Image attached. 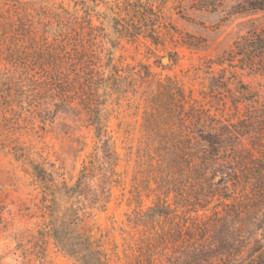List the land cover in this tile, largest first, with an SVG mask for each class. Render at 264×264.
<instances>
[{
    "label": "rangeland",
    "instance_id": "1",
    "mask_svg": "<svg viewBox=\"0 0 264 264\" xmlns=\"http://www.w3.org/2000/svg\"><path fill=\"white\" fill-rule=\"evenodd\" d=\"M256 35L264 10L248 0H0V264H77L52 234L72 205L107 264H174L159 235L203 211L145 216L165 199L151 158L162 136L146 131V117L162 86L176 83L216 117L244 121L243 143L262 145L255 154L264 158ZM48 44L67 52L64 94L38 66ZM112 67L119 86L103 83ZM98 106L108 146L92 124ZM84 166L71 198L66 187Z\"/></svg>",
    "mask_w": 264,
    "mask_h": 264
},
{
    "label": "trees",
    "instance_id": "2",
    "mask_svg": "<svg viewBox=\"0 0 264 264\" xmlns=\"http://www.w3.org/2000/svg\"><path fill=\"white\" fill-rule=\"evenodd\" d=\"M248 5L252 10H264V0H248ZM256 36L264 48V37ZM46 46V54H38V66L47 78L53 76L61 83L64 94L68 86L64 60L67 52L60 49L54 53L50 44ZM53 59H57L55 65ZM111 72L103 83L113 77L119 86L122 78L116 68L112 67ZM95 75L89 79L91 90ZM89 97L93 101L95 94ZM156 99L154 104L158 106L148 113L145 128L162 136L151 158L156 160L152 164L156 190L165 199L150 207L145 216L173 219L180 206L186 213L203 211L193 220L184 214L182 222L159 235L162 250L172 251L165 258L174 264H264V158L255 154L262 145L252 143L247 147L243 143L247 134L241 125L244 121L235 123L216 117L176 83L163 85ZM102 112L99 106L91 112L92 124L108 146ZM89 170L84 166L78 183L66 187L69 197L80 193L81 179ZM79 210L72 205L52 223L56 243L77 264H107L102 250L80 231Z\"/></svg>",
    "mask_w": 264,
    "mask_h": 264
},
{
    "label": "water",
    "instance_id": "3",
    "mask_svg": "<svg viewBox=\"0 0 264 264\" xmlns=\"http://www.w3.org/2000/svg\"><path fill=\"white\" fill-rule=\"evenodd\" d=\"M166 60H167V58L164 59V61H166Z\"/></svg>",
    "mask_w": 264,
    "mask_h": 264
}]
</instances>
